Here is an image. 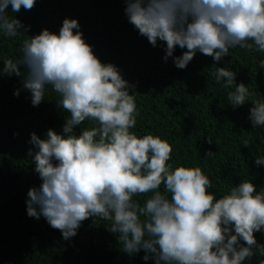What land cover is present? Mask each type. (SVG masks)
<instances>
[{"label": "clouds", "instance_id": "9594fccd", "mask_svg": "<svg viewBox=\"0 0 264 264\" xmlns=\"http://www.w3.org/2000/svg\"><path fill=\"white\" fill-rule=\"evenodd\" d=\"M35 3L0 0V31L16 37L24 27L6 14L9 4L16 13ZM125 3V14L140 35L154 47L157 40L166 42L165 61L176 46L187 49L174 58L177 68H186L197 50L217 62L237 46L264 52V0ZM79 27L77 20L66 18L58 35L44 29L25 40L22 57L8 59L2 69L20 76L21 65L25 66L23 87L31 92L33 106L44 100L51 85L59 93L58 106L69 113L64 135L52 129L46 139L31 134L29 142L37 149L35 172L42 184L28 191V216L43 215L65 240L90 217L110 221L108 230L118 234L124 252L132 255L143 249L154 254L156 264H242L253 256V249L264 255V245H258L254 236L264 228V191L257 192L246 179L216 199L208 191L211 180L199 166L172 168L168 161L173 148L166 139L130 131L137 123L135 94L129 93V83L118 68L102 63L83 33L73 31ZM214 75L226 89L235 85L227 95L234 108L249 101L248 86L237 85L233 71L219 67ZM251 102L253 127H264V101ZM86 120L95 125L74 134ZM208 142H213L210 136ZM248 143L245 140V147ZM255 163L264 165V158ZM148 193L143 205L134 200Z\"/></svg>", "mask_w": 264, "mask_h": 264}, {"label": "trees", "instance_id": "16d2710c", "mask_svg": "<svg viewBox=\"0 0 264 264\" xmlns=\"http://www.w3.org/2000/svg\"><path fill=\"white\" fill-rule=\"evenodd\" d=\"M125 8V0H36L30 10L22 6L13 13L11 4L6 9L9 18L24 27L16 37L0 31V264H156L154 254L143 249L132 255L124 252L118 234L108 230L110 221L90 217L74 237L65 240L43 215L36 219L27 214L28 191L42 184L35 172L37 149L29 142L31 134L46 139L52 129L64 135L69 113L58 106L60 96L51 85L44 100L33 106L31 92L23 87L25 66L21 65L20 76L2 69L8 59L22 57L25 40L44 29L58 35L66 18L78 21L80 27L73 31H81L96 57L115 65L128 81L138 112L130 131L139 137L152 134L166 139L173 148L168 161L173 169L199 166L211 180L208 191L216 199L246 179L257 192L264 191V165L255 163L256 158H264V127H253L249 119L251 100L264 101V52L237 46L217 62L197 50L186 68L180 69L174 58L187 49L176 46L165 61L166 42L157 40L154 47L129 22ZM219 67L233 71L237 85L248 86L251 95L244 105L234 108L227 100L235 85L226 89L223 80L216 81ZM17 90L19 95L14 94ZM93 125L95 121L86 120L74 128V134ZM209 152L214 154L207 157ZM150 195L134 200L143 205ZM254 236L258 245H264V228ZM240 244L247 246L242 240ZM253 251L242 264L264 261V255Z\"/></svg>", "mask_w": 264, "mask_h": 264}]
</instances>
